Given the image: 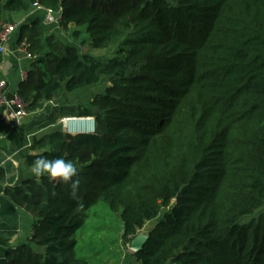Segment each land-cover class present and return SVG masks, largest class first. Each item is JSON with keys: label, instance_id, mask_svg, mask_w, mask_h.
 <instances>
[{"label": "trees", "instance_id": "trees-1", "mask_svg": "<svg viewBox=\"0 0 264 264\" xmlns=\"http://www.w3.org/2000/svg\"><path fill=\"white\" fill-rule=\"evenodd\" d=\"M35 3L76 41L116 53L82 54L41 19L20 27L36 58L17 91L30 113L107 86L64 114L94 118V134L60 128L26 159L76 163L78 199L46 176L0 186L35 220L5 264H90L77 235L99 203L127 246L157 221L136 264H264V0H0V27Z\"/></svg>", "mask_w": 264, "mask_h": 264}, {"label": "crops", "instance_id": "crops-1", "mask_svg": "<svg viewBox=\"0 0 264 264\" xmlns=\"http://www.w3.org/2000/svg\"><path fill=\"white\" fill-rule=\"evenodd\" d=\"M36 19L42 20L46 35L57 34L63 37L60 28V16L46 10L32 14H13L5 16L8 24H30ZM19 30L8 43V52L0 54V76L7 81L6 96L17 95L23 73H28L34 60L27 58L24 44H18ZM1 44V43H0ZM81 92V91H79ZM64 94L59 100L51 102L39 112L29 113V116L18 124L12 114L6 109H0V186L21 187L27 180L33 179L41 183L31 172V166L26 159L34 154L32 146L41 138L60 130V119L64 114H75L81 103L75 101L78 96ZM73 96V97H72ZM70 97V98H69ZM58 122L44 128V125L55 119ZM157 223V221H155ZM34 218L25 210L17 207L4 194L0 193V264H5L8 250L15 249L23 243H28L33 231ZM150 224V223H149ZM147 225V224H146ZM156 225V224H155ZM147 234L152 229L145 230ZM145 239V235L143 237ZM113 250V255L103 264H136L134 252L127 249L122 240ZM113 248V249H115Z\"/></svg>", "mask_w": 264, "mask_h": 264}, {"label": "rangeland", "instance_id": "rangeland-1", "mask_svg": "<svg viewBox=\"0 0 264 264\" xmlns=\"http://www.w3.org/2000/svg\"><path fill=\"white\" fill-rule=\"evenodd\" d=\"M75 30L73 26H70V28L62 34V38L66 43L74 45L80 53H90L97 58H112L115 56V51L96 50L92 48V46L86 42L87 37H83L81 40L76 41L73 38ZM106 86L107 83H102L99 86L76 92L75 95L78 96V98H76L75 101H85L84 103L89 104L98 94L104 92ZM155 224V221L150 222V224L148 223L145 230L153 229ZM145 232L142 231L136 240L143 239L144 235H146ZM122 234L123 225L119 216L112 213L104 203H99L90 210L87 225L77 235V240L79 241V256L88 259L90 264H103V262H107L112 256L117 258L113 255L112 251L118 250L115 247L118 242H120ZM125 247L129 249V246L125 245Z\"/></svg>", "mask_w": 264, "mask_h": 264}, {"label": "built area", "instance_id": "built-area-1", "mask_svg": "<svg viewBox=\"0 0 264 264\" xmlns=\"http://www.w3.org/2000/svg\"><path fill=\"white\" fill-rule=\"evenodd\" d=\"M43 10V8L38 4L35 3L32 6V10L28 14H32L34 12H38ZM47 11V10H46ZM52 13L51 11H48ZM22 24H2L0 27V54L8 52V43L11 37L18 32ZM24 44V48L27 49V44ZM27 53V51H26ZM27 58L30 60H35L27 53ZM28 79V73H23L21 82H25ZM8 84L7 81L0 76V109L8 110L15 121L20 124L24 119L29 116V111L27 110L25 104L20 100L18 95L13 96L12 98H8L6 96ZM78 122L80 125L78 126L77 130L73 131L72 123ZM87 124V125H86ZM59 125L64 133L71 134V135H90L95 133V120L93 118H76V117H65L62 118L59 122ZM92 126L93 130L90 131L89 127ZM1 168V165H0Z\"/></svg>", "mask_w": 264, "mask_h": 264}, {"label": "clouds", "instance_id": "clouds-1", "mask_svg": "<svg viewBox=\"0 0 264 264\" xmlns=\"http://www.w3.org/2000/svg\"><path fill=\"white\" fill-rule=\"evenodd\" d=\"M31 172L37 178L46 176L51 181L69 185L72 198H79L80 169L73 161L59 157L49 159L45 156H40L31 165Z\"/></svg>", "mask_w": 264, "mask_h": 264}, {"label": "water", "instance_id": "water-1", "mask_svg": "<svg viewBox=\"0 0 264 264\" xmlns=\"http://www.w3.org/2000/svg\"><path fill=\"white\" fill-rule=\"evenodd\" d=\"M145 240H146V239H138V240L133 241V242L129 245V249H130L131 251H133L134 253L139 252V251L143 248V246H144V244H145Z\"/></svg>", "mask_w": 264, "mask_h": 264}, {"label": "bare ground", "instance_id": "bare-ground-1", "mask_svg": "<svg viewBox=\"0 0 264 264\" xmlns=\"http://www.w3.org/2000/svg\"><path fill=\"white\" fill-rule=\"evenodd\" d=\"M79 125H80V123H78V122H74V123H72L73 131H74V130L76 131ZM86 125H87V124H86ZM89 130L92 131V130H93V127L90 126V127H89Z\"/></svg>", "mask_w": 264, "mask_h": 264}]
</instances>
